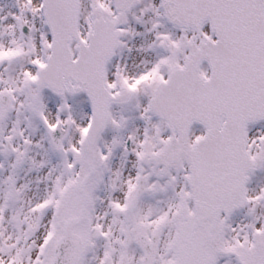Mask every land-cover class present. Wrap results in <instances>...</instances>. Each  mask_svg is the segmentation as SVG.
<instances>
[{"label":"snow or ice","instance_id":"snow-or-ice-1","mask_svg":"<svg viewBox=\"0 0 264 264\" xmlns=\"http://www.w3.org/2000/svg\"><path fill=\"white\" fill-rule=\"evenodd\" d=\"M0 264H264V0H0Z\"/></svg>","mask_w":264,"mask_h":264}]
</instances>
